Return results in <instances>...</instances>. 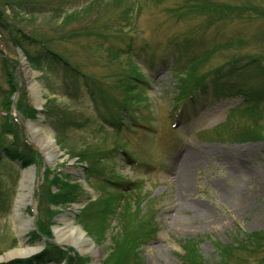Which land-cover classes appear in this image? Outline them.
Here are the masks:
<instances>
[{
    "label": "rangeland",
    "instance_id": "374dc122",
    "mask_svg": "<svg viewBox=\"0 0 264 264\" xmlns=\"http://www.w3.org/2000/svg\"><path fill=\"white\" fill-rule=\"evenodd\" d=\"M23 1L39 5L3 6L0 21L6 28L20 12L16 30L30 37L27 61L44 110L26 118L43 121L61 156L49 166L27 131L18 104L30 112L36 98L20 48L0 28V140L7 138L0 141V257L20 246L13 210L32 169L5 160L3 144L12 154L25 146L36 166L25 240L40 246L34 256L3 263L264 264V78L251 61L264 67V0H201L198 8L200 0ZM189 60L203 61L201 74H222L176 101ZM217 83L242 96H216ZM240 134L256 139H232ZM186 151L204 158L184 172ZM71 191L80 205L99 199L70 215L94 242L84 254L53 231L56 216L77 206H57Z\"/></svg>",
    "mask_w": 264,
    "mask_h": 264
},
{
    "label": "bare ground",
    "instance_id": "6f19581e",
    "mask_svg": "<svg viewBox=\"0 0 264 264\" xmlns=\"http://www.w3.org/2000/svg\"><path fill=\"white\" fill-rule=\"evenodd\" d=\"M23 70L25 72L28 87L30 93L36 98V107L40 109L42 107L41 101V89L39 84L36 82V72H34L24 61H23ZM27 131L34 138L35 143L40 147L43 156L46 160V163L50 166L54 165L59 157L61 156V151L56 146L55 140L53 138L52 132L43 124L42 120L37 122H27L26 123ZM193 155L191 152L186 151L184 159L185 170L192 164L200 163L203 160V154ZM34 180V174L32 170H25L22 176L21 185L19 194L15 201V206L13 210V217L15 221V229L20 240V246L11 252L0 257V262L9 261L16 258H27L36 254L40 250V246H30L27 245L25 240L26 233L31 229L32 221L24 213L25 207L28 203V199L33 194L32 181ZM80 206H75L74 210L68 211L61 214L57 218V223L53 228L54 234L60 243L73 244L77 249H79L82 254L90 252L92 250L94 242L87 237L85 231L77 226L74 222V216L76 211Z\"/></svg>",
    "mask_w": 264,
    "mask_h": 264
},
{
    "label": "trees",
    "instance_id": "16d2710c",
    "mask_svg": "<svg viewBox=\"0 0 264 264\" xmlns=\"http://www.w3.org/2000/svg\"><path fill=\"white\" fill-rule=\"evenodd\" d=\"M202 1L204 2L206 0H202ZM202 1L200 0L198 2L199 4H197L196 8L200 7V5H201L200 2H202ZM0 5H1L0 6V11H2L3 14H4L5 13V10H4L5 8H3V6H8V5L11 6L12 5V7L18 6L19 8H33L36 5L38 6L39 3L37 1H36V4H30V2H27L26 3L23 0H0ZM189 6H192V8H195L190 3H188V7ZM209 11H211L214 14L219 15L221 18H224V16L226 15V13L222 12V10H220L219 8H214L212 10L210 8ZM15 12H16L15 15L12 16V17H10V21L8 19V16H6L7 19H8V23L10 25V26L6 27L7 28V32H8V36H7L6 40L9 41V42H11L14 46H17V47L23 49V51H26L25 52L26 55L28 56L29 59H31L30 56H29L30 55L29 54V51H28V49L25 46L26 45L25 44V41H28L30 39V37L29 36L26 37L23 34L21 35V33H20L21 31L16 30V26L20 25L19 24V21H18V16L20 15L19 14L20 12L19 11L17 12L16 9H15ZM31 14L32 13L30 11L27 12V15H31ZM188 14H190V12H188ZM2 21H4V19H2ZM2 21H0L1 22L0 23V28L4 32V30L6 28H3L4 25H3V22ZM220 47H221L220 51L222 49H229L230 48V44L227 43V44H224V45H222ZM48 53H50L49 50H48ZM52 53H54V52H52ZM206 56H208V54L205 55V57ZM232 59L230 60L229 64L230 65L232 64V65L235 66V64L238 63V60L236 58H232ZM251 61H252V63H254L256 65V75L262 76L264 78V67L262 66L261 60L260 59H257V58H253ZM189 63H191V65L188 66L187 69H186V72H188V75L189 76H187V78H185V79L182 80L184 83H186V86H187L186 89L183 91L184 95L188 94L189 91H192L193 89H195V90H197V89L205 90L206 89L205 88V85H206V82L205 81H206V79H207V77L209 75H214V74L217 75L218 78L216 80H219V78L221 77V74L222 73H221V70L220 69H215L213 71L212 70H208V71L204 72L203 74H201L203 72V70L205 69V66L200 64V63H203V61L199 62L197 60L196 61H191L190 60ZM244 75H245L244 72H242V73L239 74L240 77H242ZM218 85H219V83H218ZM221 87H223V88H217V91L218 92H220V93L227 92L228 94L234 95V92L235 91H233V87H231V86H229L227 88L224 87V86H221ZM15 89H17V85H15ZM235 93L240 94L239 92H235ZM262 95H264V86H263V89H262L261 96ZM249 96L250 97L251 96H253V97H259L256 94H252V95L249 94ZM9 104H11V101L10 100H9ZM25 105L26 106H24V109H22L23 108V105L21 103L18 104V110H19V112H21V114L24 115V116H26V117H33V109L30 110V112H29L28 111V107L29 106H27V104H25ZM240 135L241 136H232V137L233 138L235 137L238 140H241V139H245V140L256 139V137L250 136L249 134H243V135L240 134ZM15 139L18 140V136H16ZM6 140H7V138L5 136H3L0 141L5 142ZM3 146H5V147H3ZM18 149H19V147L16 148L14 150L15 153L12 154L13 157H15V158L21 156V154H18L16 152ZM2 150H4L5 152L6 151L8 152V146L6 144H3L2 145ZM8 154L11 155L10 152H8ZM80 156H83V155H80ZM57 182H58V178L56 177V183ZM54 183L55 182H53V184ZM62 185H63V183H62ZM78 200H79V194H77V192L71 191V193H69L67 196L65 195V198L62 200L63 202L60 201V202L57 203V206L59 207L60 204L61 205L62 204L63 205L72 204V203L77 202ZM102 203H100V204H102ZM133 213L135 214L136 211H133ZM255 246H256V244H255ZM128 248H130V247H128ZM56 251H57L56 253L61 252L60 250L58 251L57 249H56ZM62 256L65 257V258H70L69 256H67V254L65 252H63V255ZM25 264H29V263H25ZM75 264H79V263L76 261ZM124 264H134V263H133V261L130 262V263H128L127 261H125Z\"/></svg>",
    "mask_w": 264,
    "mask_h": 264
}]
</instances>
